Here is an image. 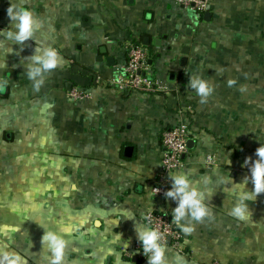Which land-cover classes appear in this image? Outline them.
Listing matches in <instances>:
<instances>
[{
	"label": "crops",
	"instance_id": "obj_1",
	"mask_svg": "<svg viewBox=\"0 0 264 264\" xmlns=\"http://www.w3.org/2000/svg\"><path fill=\"white\" fill-rule=\"evenodd\" d=\"M22 2L40 27L23 45L0 37V243L27 264H50L41 238L53 230L66 241L61 264H147L133 250L134 224L149 211L172 219L175 207L152 191L164 128H189L188 152L173 172L193 183L250 175L241 165L264 143V0H208L201 14L174 0ZM9 3L0 0V28L10 27ZM128 42L149 49L153 78L167 93L107 83L121 73ZM42 44L62 61L36 90L24 64ZM193 75L215 86L206 103L188 86ZM75 86L90 98L70 100ZM208 187L211 216L193 221L188 235L176 226L181 245L166 240V264H264V193L248 202L252 218L243 222L228 215L233 198L224 186Z\"/></svg>",
	"mask_w": 264,
	"mask_h": 264
},
{
	"label": "clouds",
	"instance_id": "obj_2",
	"mask_svg": "<svg viewBox=\"0 0 264 264\" xmlns=\"http://www.w3.org/2000/svg\"><path fill=\"white\" fill-rule=\"evenodd\" d=\"M6 14L10 21V27L0 28V37L11 43L23 45L25 41L32 38L34 32L40 27V23L34 16L30 7L22 0H10L6 8ZM28 62L24 64L27 77L33 81V87L39 90L44 83V75L55 69L62 61L58 50L50 45L35 47L32 54L25 58ZM6 65H0V68ZM7 83L0 80V90ZM235 83L233 79L227 81L228 86ZM188 86L195 90L200 97V103H206L207 98L214 90V85L199 75L189 77ZM256 159L245 157L241 167L247 166L250 175H245L239 182L233 177L219 176L212 181L209 176L203 177V184L193 183L188 173L179 171L169 173L171 187L164 193V197L175 201L172 208V221L185 234L193 232V221L200 222L206 216H211V210L206 200L214 195L208 187L215 183L217 187L223 185V192L233 198L228 215L243 222L250 221L252 211L249 201H255L257 196L264 193V143H259L255 149ZM225 163L231 165L228 158ZM251 182L252 188L247 185ZM159 188H154L155 194ZM128 218H131L129 216ZM148 217H144L140 223L134 224V232L139 241L140 248L147 258V264H166L164 260L166 245L165 237L159 229L150 226ZM42 243H46L51 252L50 264H61L65 249V239L56 231L45 230L42 235ZM124 247H128L125 241ZM0 264H27V259L20 252L10 249L7 244L0 243Z\"/></svg>",
	"mask_w": 264,
	"mask_h": 264
},
{
	"label": "built area",
	"instance_id": "obj_3",
	"mask_svg": "<svg viewBox=\"0 0 264 264\" xmlns=\"http://www.w3.org/2000/svg\"><path fill=\"white\" fill-rule=\"evenodd\" d=\"M186 10H192L198 14L204 12L208 5V0H174ZM150 52L146 46L128 42L126 43V61L121 66V73L107 81L108 84L117 87L122 91H141V92H165L167 88L160 81L153 78L152 70L149 65ZM67 97L80 102L90 98L91 90L81 87H72L66 91ZM191 133L189 128L182 123L166 127L160 134V144L162 147L161 170L157 179L159 188L158 194H163L169 183V173L183 164V158L188 152V141ZM153 188V192H154ZM144 217L150 220V226L160 230L175 248H180L182 235L173 223L171 217L166 212L149 211ZM134 251L144 256L140 244L134 246ZM125 255L130 256L129 252ZM215 264H218L215 262Z\"/></svg>",
	"mask_w": 264,
	"mask_h": 264
},
{
	"label": "water",
	"instance_id": "obj_4",
	"mask_svg": "<svg viewBox=\"0 0 264 264\" xmlns=\"http://www.w3.org/2000/svg\"><path fill=\"white\" fill-rule=\"evenodd\" d=\"M188 143H189V141H188Z\"/></svg>",
	"mask_w": 264,
	"mask_h": 264
}]
</instances>
